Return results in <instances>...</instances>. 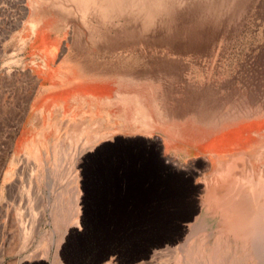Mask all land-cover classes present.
<instances>
[{"label": "rangeland", "instance_id": "374dc122", "mask_svg": "<svg viewBox=\"0 0 264 264\" xmlns=\"http://www.w3.org/2000/svg\"><path fill=\"white\" fill-rule=\"evenodd\" d=\"M65 56L83 77L145 84V109L128 99L131 125L152 126L160 96L167 115L221 131L218 147L195 159L161 157L139 137L106 150L126 166L128 239L105 224L76 235L97 195L110 199L96 191L109 167L91 161L89 130L81 145L60 132L44 152L40 124L27 131L34 93ZM21 134L33 142L25 152ZM220 153L253 157L244 179L264 171V0H0V264H70L78 250L108 246L127 249L129 264H207L210 232L189 240L190 227ZM184 243L190 257L160 254Z\"/></svg>", "mask_w": 264, "mask_h": 264}, {"label": "crops", "instance_id": "0c3cea01", "mask_svg": "<svg viewBox=\"0 0 264 264\" xmlns=\"http://www.w3.org/2000/svg\"><path fill=\"white\" fill-rule=\"evenodd\" d=\"M47 71L43 88L36 91L31 100L29 111L33 116L27 125L28 133L34 134L40 124L41 132L37 134L40 133L42 141L39 144L43 152L46 146L50 150V145L60 132L71 137L74 144L81 145L82 132L88 130L86 138L95 150L102 145L118 142L119 137H139L157 144L161 157L182 155L178 157L195 159L209 153L210 148L215 150L221 142L216 139L221 132L219 128L211 131L203 123L195 125L185 117L180 119L179 114L167 115L163 112L160 96H154L152 126L144 123L131 125L128 99H137L138 104L145 109L149 99L145 94V84L135 85L128 80L115 82L107 74L98 76L95 73L93 76L83 77L82 66L70 56L50 64ZM53 75L57 81H51L49 77ZM25 137V134H21L16 141V148L20 152H25L33 144Z\"/></svg>", "mask_w": 264, "mask_h": 264}, {"label": "bare ground", "instance_id": "6f19581e", "mask_svg": "<svg viewBox=\"0 0 264 264\" xmlns=\"http://www.w3.org/2000/svg\"><path fill=\"white\" fill-rule=\"evenodd\" d=\"M219 155L218 172L206 179L200 215L190 227L189 240L197 232H210L207 264H264V171L256 181L244 179V171L250 169L247 160L253 157ZM188 248V243L166 246L160 254L190 257L193 250Z\"/></svg>", "mask_w": 264, "mask_h": 264}, {"label": "flooded vegetation", "instance_id": "af4514ba", "mask_svg": "<svg viewBox=\"0 0 264 264\" xmlns=\"http://www.w3.org/2000/svg\"><path fill=\"white\" fill-rule=\"evenodd\" d=\"M118 142L111 144H105L99 147L91 156V161H94L99 167H109L106 170L108 174V180L105 178V183L102 189H98L99 193H107L110 199L107 202L103 199L95 200V205L92 208V214L90 217L83 215L80 218V228L76 235L81 237L86 234L87 224L89 223L94 231L98 230L100 225H107L110 231V235L115 238L128 239L129 235V201H128V183L123 177V180H119V175L123 173L126 166H117L116 161H113V153H107L106 150L117 149ZM122 172V173H121ZM121 182V183H120ZM95 193V194H98ZM120 193V194H119ZM108 197V196H107ZM65 243V242H64ZM65 251V244L60 250V256ZM70 257L75 258L76 263L70 264H129V252L127 249L119 250L112 247L95 248L91 250H78L74 252ZM73 261V262H74Z\"/></svg>", "mask_w": 264, "mask_h": 264}]
</instances>
